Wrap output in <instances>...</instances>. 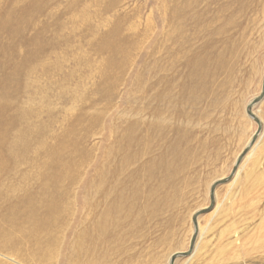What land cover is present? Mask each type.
<instances>
[{
    "label": "rangeland",
    "instance_id": "1",
    "mask_svg": "<svg viewBox=\"0 0 264 264\" xmlns=\"http://www.w3.org/2000/svg\"><path fill=\"white\" fill-rule=\"evenodd\" d=\"M161 1L0 0V264H168L178 251L184 255L173 264H264V132L240 177L230 176L250 149L231 161L233 154L251 134L252 147L264 128L246 112L264 80V0L209 6L205 28L220 43L228 84L174 119L164 114L158 136L148 129L140 82L158 59ZM220 8L227 10L213 22ZM260 100L253 111L264 121ZM237 123L247 133H234ZM174 145L198 154L163 185ZM215 183L218 205L210 198ZM65 188L77 189L70 204ZM102 190L133 211L108 226L110 236L88 257L82 249L101 231L91 224L102 215ZM199 215L210 242L187 261Z\"/></svg>",
    "mask_w": 264,
    "mask_h": 264
},
{
    "label": "bare ground",
    "instance_id": "2",
    "mask_svg": "<svg viewBox=\"0 0 264 264\" xmlns=\"http://www.w3.org/2000/svg\"><path fill=\"white\" fill-rule=\"evenodd\" d=\"M170 1L171 4H169L170 2H167V0H162L160 11L158 13V19L160 25V29H159L160 35L158 38L159 47L157 48L158 59L149 62L145 66L146 68L145 73L143 75L142 81L140 82L143 83V88H141L142 89L141 92L144 101H146L143 105V110H144L143 113L151 120L150 123L148 124V129L151 132H156L158 136H161V131L164 128V121L162 119V116L164 114L166 115L167 118L174 119L173 114L175 116H180L183 114L186 108H190V109L195 108L199 104V102L208 100L212 95L220 93L221 89H224V87H226L228 84V82H226V76L230 72V69H228L226 65L225 57L222 55L221 52L218 51V47H216L217 43L219 42L213 41L214 36H209V33L207 31L208 28H205L206 27L205 21L207 20V18L209 20V16H208L209 6L214 3L213 2L214 0H170ZM200 4L202 5V7L200 6ZM226 10L227 8H220L219 11H215L216 14L215 15L212 14V17L214 16L215 19L211 17L212 21L214 22L217 18H218L217 21L222 20V15L219 14H221V12ZM199 22H201L202 26L199 24ZM211 33L219 34L220 29L217 30L213 29V32ZM198 42L199 43L201 42V47L197 51L195 47ZM228 48L229 47H227V50ZM135 81H136L135 85L138 84L139 78L135 79ZM258 93L256 94V96L258 95ZM186 99H189L188 103H185ZM260 99L259 101H261ZM259 101H257L255 104L252 103L248 107L252 108L251 113L254 117V120L257 121V124L259 122L261 127H263L264 126L263 118L258 114L256 115V113H254L253 111L254 105L258 104ZM262 102H260L258 106H260ZM183 108L184 110L181 114V110ZM163 110H165L166 112H162ZM236 113L237 116L240 117L241 110L237 109ZM246 117L247 116L244 115L242 109L241 119L243 123H247L245 125H247L248 127L249 125L252 127H256L254 123L252 121L249 122ZM249 120L251 119L249 118ZM231 121L232 122L237 121L235 115L231 116ZM243 123L241 124L237 123L238 130H236L234 133L236 134L247 133V130L246 128H244ZM263 132H264V128L252 147L251 145L255 137H253L252 142H250L248 140L252 137L251 136L252 134L249 137L247 135L245 140L239 146L238 148L239 150L233 154L231 161L238 158L239 153L246 146H247L246 150L250 149V151L248 152L247 155H245L243 160L242 158L245 153H243L237 159V162L235 163V166L230 175L232 176L234 174V177L232 178L231 182L236 181L240 177L241 171L243 170L245 163L249 159L250 155L253 154L252 152L255 146L257 145V143L259 142V140L261 139ZM169 154L171 155V158L169 159L168 164L165 166V168L164 166L161 167L160 180L163 185H167L172 180L178 178L176 177L177 172L184 166L189 165L190 159H193L198 153L194 155V153H192L189 149H182V151H179V149L174 145L169 150ZM205 163L208 164V162ZM200 165L202 164L200 163ZM231 167L229 166V170L227 171L228 173L230 172ZM224 173L216 180L223 179L228 175V173L227 174ZM185 185L188 186L189 184L186 183ZM210 185H211V181L205 186V190L203 194V201L206 200L205 205L208 204L207 197H208ZM215 185H217V183H215L212 186L213 188H210V198L212 200V195H213L218 205L220 199L219 191H218L219 186L214 189ZM66 188L64 190L66 195L71 198V200L68 203L70 204V202H74L73 193H72L73 188L72 189H66ZM200 189L201 187H198V193L199 192L201 193ZM76 190H74L73 192H75ZM98 194L99 197H102V199L105 198L106 193H104V190L98 191L97 195ZM96 207L95 210L97 209ZM202 208L203 207L201 208L199 207L196 210L199 211V209ZM51 210L54 211L53 208ZM216 210L217 209H214V211ZM132 211L133 208L129 204L124 203V204L114 205L108 199H106L105 201L102 200L100 208L98 210V212H101L102 214L100 217V221L97 220V222L94 221L91 224L92 226L94 225L92 227V230H94L95 226L97 225L96 228H98L99 231L100 230L101 231L97 236V238L95 237L93 238L95 239V243L92 244V247L89 244L83 246L82 253L84 252L87 253V254L84 253V255L85 256L88 255V257L94 255V251L96 250L95 248L97 247L96 245L104 244L105 240H107L105 233L106 232L107 234L109 233L108 237L110 236V232H111L110 227L111 228L112 226L116 227L117 225H119L118 223L121 222L120 221L121 219L125 220L131 217ZM196 216L197 215H195V217ZM201 217L202 216L199 215V217L197 218L198 221L196 222V228H197V234L199 235L198 236L199 240L198 241L196 240V243L193 245L194 247L193 252L189 256L187 261H193V259L200 254L203 248L206 249L208 248L207 246L208 243L210 242V241L208 242L207 238L209 237L206 236V234L212 229L208 225V221H207L205 233L201 230L203 229L199 224V219H202ZM48 223H49L48 226H52L54 223H56V218L51 217L50 215V219L48 220ZM105 226L107 227L110 226L108 227L109 231L104 229L106 228ZM215 229L216 228H214V230ZM35 232L36 231L34 230L33 231L34 236H35ZM190 232L191 234L187 239V246L190 242V238L193 233L192 228L190 229ZM51 240L52 237L51 238L49 237V242H51ZM89 241H91V239ZM190 247H192V243ZM179 250H183V249H179ZM173 254L174 253L172 254L170 253V255L168 256L169 259L167 260L170 261V258ZM175 254H180V252L179 251L175 252ZM93 259L94 260L92 261V263H98L99 261H104V260L110 261L105 257H101V258L95 257ZM197 261L198 264L201 263L200 260Z\"/></svg>",
    "mask_w": 264,
    "mask_h": 264
},
{
    "label": "water",
    "instance_id": "3",
    "mask_svg": "<svg viewBox=\"0 0 264 264\" xmlns=\"http://www.w3.org/2000/svg\"><path fill=\"white\" fill-rule=\"evenodd\" d=\"M264 94V80H263V85H262V92H261V95H260V97H258V98H256L252 103H256L257 101H259V99L262 97V95ZM251 103V104H252ZM247 114L251 117V112H250V107H248L247 108ZM211 188H213V187H211ZM211 203H212V201H211ZM204 211H199L196 215H198L199 213H203ZM196 217L195 216H193V224H194V226H195V219ZM193 242V239H192V241H191V243ZM182 255H184V254H182V253H180V254H174V255H172L171 256V258H170V261H169V264H173V262H174V260H175V258L176 257H179V256H182Z\"/></svg>",
    "mask_w": 264,
    "mask_h": 264
}]
</instances>
